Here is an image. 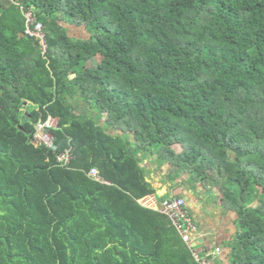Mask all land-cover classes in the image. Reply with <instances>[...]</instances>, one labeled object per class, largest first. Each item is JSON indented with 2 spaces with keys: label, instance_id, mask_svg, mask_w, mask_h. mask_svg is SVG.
<instances>
[{
  "label": "trees",
  "instance_id": "16d2710c",
  "mask_svg": "<svg viewBox=\"0 0 264 264\" xmlns=\"http://www.w3.org/2000/svg\"><path fill=\"white\" fill-rule=\"evenodd\" d=\"M147 158L235 213L228 264H264V0H0V264H200L139 203Z\"/></svg>",
  "mask_w": 264,
  "mask_h": 264
},
{
  "label": "crops",
  "instance_id": "0c3cea01",
  "mask_svg": "<svg viewBox=\"0 0 264 264\" xmlns=\"http://www.w3.org/2000/svg\"><path fill=\"white\" fill-rule=\"evenodd\" d=\"M142 166L147 169L148 181L156 188V193L143 198L139 203L150 202L153 209H157L163 198L173 197L174 194L170 184L164 183L162 180L166 167H163L161 171H156V166L151 158L143 160ZM214 195L215 197L218 195L217 189H215ZM182 197L186 200L188 212L199 227L196 248L199 249V252L205 250L215 252L220 249L221 251L216 255L217 264H228L225 244L233 237L236 231L235 213L232 211L225 212L210 197L209 191H206L201 186H198L196 190H184Z\"/></svg>",
  "mask_w": 264,
  "mask_h": 264
},
{
  "label": "built area",
  "instance_id": "2783aa9c",
  "mask_svg": "<svg viewBox=\"0 0 264 264\" xmlns=\"http://www.w3.org/2000/svg\"><path fill=\"white\" fill-rule=\"evenodd\" d=\"M26 17V35L39 41L42 49H45V40L42 25L37 23L34 19L33 13L29 12L25 14ZM58 121L49 117L46 121H39L36 124V131L33 136V144L36 146H43L48 149L54 147V137L48 132V129L57 128ZM72 159L70 150H66L64 153L58 156V162L63 165H69ZM89 177L102 182L98 177L96 169H93L89 173ZM142 206L153 208L150 202H142ZM160 210L161 213L167 215L172 223L177 228L184 241L192 248L196 247L199 227L190 216L186 208V200L184 198L170 197L161 201V206L156 210ZM221 250L217 249L215 252H208L202 255L199 252H194V255L200 264H216L215 255Z\"/></svg>",
  "mask_w": 264,
  "mask_h": 264
},
{
  "label": "rangeland",
  "instance_id": "374dc122",
  "mask_svg": "<svg viewBox=\"0 0 264 264\" xmlns=\"http://www.w3.org/2000/svg\"><path fill=\"white\" fill-rule=\"evenodd\" d=\"M65 26L68 28L70 36L74 38H78V39H88L89 38V33L87 32L85 28L72 27L69 25H65ZM95 113H97V111H95ZM93 114L94 112H91V115ZM176 195H179L178 191L176 194H173V197H177Z\"/></svg>",
  "mask_w": 264,
  "mask_h": 264
}]
</instances>
